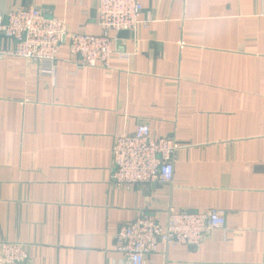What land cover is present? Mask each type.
Returning a JSON list of instances; mask_svg holds the SVG:
<instances>
[{
	"label": "crops",
	"instance_id": "crops-1",
	"mask_svg": "<svg viewBox=\"0 0 264 264\" xmlns=\"http://www.w3.org/2000/svg\"><path fill=\"white\" fill-rule=\"evenodd\" d=\"M141 23L114 33L109 68L77 69L67 42L55 73L0 59V234L25 264H126L116 232L170 210L225 215L198 247L145 264H264V0H139ZM100 0H0L99 35ZM143 24V25H142ZM15 42L0 36V52ZM147 125L180 147L170 185L113 184L117 136Z\"/></svg>",
	"mask_w": 264,
	"mask_h": 264
},
{
	"label": "built area",
	"instance_id": "built-area-1",
	"mask_svg": "<svg viewBox=\"0 0 264 264\" xmlns=\"http://www.w3.org/2000/svg\"><path fill=\"white\" fill-rule=\"evenodd\" d=\"M139 0H100L97 24L99 35L69 33L66 23L48 18L39 9H14L0 16V36L15 42L12 50L0 52L37 64L43 76L55 73L57 55L68 44L77 69L109 68L116 54L114 33L133 32L141 22ZM142 24V25H143ZM180 147L172 138H154L147 125L131 134L117 136L112 149V182L123 187L170 185L174 178V158ZM223 212H176L170 210L165 226L153 216H141L116 232V250L126 264H145V258L167 246L198 248L208 235L225 228ZM28 253L20 242H7L0 234V264H25Z\"/></svg>",
	"mask_w": 264,
	"mask_h": 264
}]
</instances>
